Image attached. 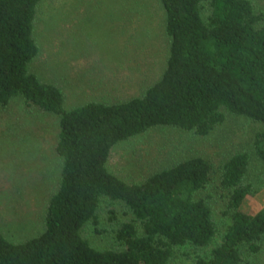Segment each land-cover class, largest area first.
<instances>
[{
    "label": "trees",
    "instance_id": "16d2710c",
    "mask_svg": "<svg viewBox=\"0 0 264 264\" xmlns=\"http://www.w3.org/2000/svg\"><path fill=\"white\" fill-rule=\"evenodd\" d=\"M44 0H0V111L18 98L55 115L60 183L50 197L45 230L13 242L0 230V264H170L177 249L205 248L217 235L213 209L198 196L213 180L212 163L194 156L129 182L108 168L119 143L156 127L206 137L227 117L263 126L255 154L264 162V12L253 0H160L170 40L166 67L145 93L124 101H90L65 107L57 85L31 72L40 48L36 20ZM250 154L222 166L231 222L222 242L194 264H253L264 242V207L242 210ZM121 204L123 220L107 210L117 246L94 247L84 227L98 225L105 202Z\"/></svg>",
    "mask_w": 264,
    "mask_h": 264
},
{
    "label": "rangeland",
    "instance_id": "374dc122",
    "mask_svg": "<svg viewBox=\"0 0 264 264\" xmlns=\"http://www.w3.org/2000/svg\"><path fill=\"white\" fill-rule=\"evenodd\" d=\"M264 12V0H253ZM35 38L40 48L31 72L61 88L65 107L90 101H124L145 93L166 67L170 40L160 0H44L39 7ZM263 126L228 116L224 125L206 137L172 127H156L116 145L109 170L129 182L185 159L201 156L213 165V180L198 196L213 209L217 235L205 248L177 249L170 264H194L222 242L231 218L228 193L221 183L222 166L240 152L250 154L246 184L251 193L242 210L256 214L264 207V162L255 154V139ZM58 118L29 107L21 98L0 111V230L13 242L39 236L45 230L50 197L60 183L62 159L55 147ZM130 220L121 204L107 201L98 225L88 223L84 236L99 249L117 246L107 210ZM248 257L264 264V242L258 254Z\"/></svg>",
    "mask_w": 264,
    "mask_h": 264
}]
</instances>
